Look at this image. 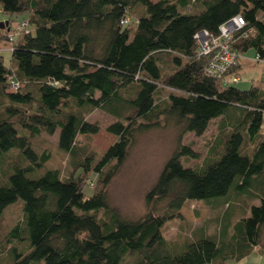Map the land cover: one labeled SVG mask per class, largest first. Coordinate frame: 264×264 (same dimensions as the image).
I'll use <instances>...</instances> for the list:
<instances>
[{
    "label": "trees",
    "instance_id": "obj_1",
    "mask_svg": "<svg viewBox=\"0 0 264 264\" xmlns=\"http://www.w3.org/2000/svg\"><path fill=\"white\" fill-rule=\"evenodd\" d=\"M0 11L25 22L12 39L11 18L0 27V37L13 46L8 64L0 54V215L16 202L22 213L7 232V264H120L128 254L143 264H223L260 245L262 79L239 88L230 81L238 65L221 78L209 73L195 33L217 34L240 14L246 24L232 48L264 57V0H0ZM163 87L169 92L161 100ZM93 109L114 117L107 130L117 137L98 160L78 140L100 129L86 118ZM162 118L180 129L176 149L146 194V213L126 217L110 202L107 186L135 135ZM214 119L218 133L208 156L185 165L184 157L198 152L183 142L184 134L202 135ZM57 131L68 175L47 166L50 151L32 143ZM91 172L101 186L87 196ZM246 188L259 198L248 214L234 223L225 217L218 234L199 228L181 251L168 250L163 227L183 218L187 201L225 200Z\"/></svg>",
    "mask_w": 264,
    "mask_h": 264
},
{
    "label": "rangeland",
    "instance_id": "obj_2",
    "mask_svg": "<svg viewBox=\"0 0 264 264\" xmlns=\"http://www.w3.org/2000/svg\"><path fill=\"white\" fill-rule=\"evenodd\" d=\"M139 11L140 9L138 8L134 12L137 14ZM10 18L11 24H15V26L17 25V21L22 19L18 15H6L0 11V21L7 23ZM13 28L15 29V27ZM10 47L11 44L6 42L3 36H1L0 54L3 55L7 64L11 58ZM253 54V51H249L241 56L238 60L239 72L235 70L236 72L230 74L233 81L238 80L233 83L239 88H249L252 83L257 82V75L254 80L249 79L251 75L249 72H252L253 64L243 67L241 65L242 61L248 59L247 57ZM163 60H167V58L164 57ZM252 62L261 66L260 79H262L261 61L252 58ZM170 66H167L165 63L164 69L167 70ZM168 92L169 90L167 88H161L158 98L164 100ZM86 118L91 122L98 123L100 129L92 135H80L78 140L81 143L80 145L88 153H93L95 159L98 160L117 138L107 130V126L114 120V117L100 109H93ZM218 123L219 119H214L202 135H197L194 132L184 134L183 142L191 145L198 152V156L195 158L184 157L183 162L185 165L197 166L202 164L203 159L208 156L209 146L213 143L215 136H217ZM179 131V127L172 120L162 118L159 126H151L135 135L134 142L129 149L125 162L107 186V194L110 202L122 215L129 218H136L146 213L148 209L146 194L156 183L166 161L176 149V140ZM32 143L39 152L43 150L50 151L51 157L46 162L47 166L58 168L63 175L69 174L71 170L69 156L58 147V131L54 134L42 133L35 136L32 139ZM98 177L99 175L93 172L89 174L88 182L83 187L87 196H91L101 186L98 183ZM225 200L229 202V206L224 204L223 201ZM225 200L211 202L202 200L187 201L182 209L183 218L170 219L163 227L164 236L170 241L168 250L170 252L181 251L184 247L182 241L186 239L188 241L193 231L199 228H205L208 233L218 234L225 221V217L231 223H234L242 215L249 213L252 203H259V198L256 196V190L254 188H246L237 193L230 192ZM226 208H228L229 215L226 213ZM21 214L20 202H16L8 206L3 214L0 215V264H7L9 260L8 254L11 243L6 241L7 232L20 220ZM13 243L16 244L17 242ZM17 246L22 249L25 248V245L19 243ZM259 246L258 252L250 253L242 260L229 258L223 264H264V226ZM120 264H143V262H141L138 256L128 254Z\"/></svg>",
    "mask_w": 264,
    "mask_h": 264
},
{
    "label": "built area",
    "instance_id": "obj_3",
    "mask_svg": "<svg viewBox=\"0 0 264 264\" xmlns=\"http://www.w3.org/2000/svg\"><path fill=\"white\" fill-rule=\"evenodd\" d=\"M23 24H25V22L14 26V31L13 29L9 31L8 35L10 36V39L16 35V29H21ZM245 24L244 18L238 14L223 23L220 26L219 32L217 34L212 33L207 29H202L195 33V39L199 46V56L207 55L209 58L207 65V70L209 73L221 78L227 74L228 70L233 69L235 68V65H238V60L241 56L236 50L232 48L231 43L234 39L233 36L235 32L243 28ZM12 48L13 46L11 44L10 49ZM254 59L261 61L262 63V82L264 85V57L256 55ZM230 81L235 82L238 80L233 81L231 77Z\"/></svg>",
    "mask_w": 264,
    "mask_h": 264
},
{
    "label": "crops",
    "instance_id": "obj_4",
    "mask_svg": "<svg viewBox=\"0 0 264 264\" xmlns=\"http://www.w3.org/2000/svg\"><path fill=\"white\" fill-rule=\"evenodd\" d=\"M254 56L253 55H251V56H249V57H247L248 59H245L244 61H242V67L243 66H245V65H250V64H253V69H252V72H249V73H251V75H250V80H254L255 79V76L257 75V82H255V83H260V78H261V66L259 65V64H255V63H253L252 62V58H253ZM260 248V246H256L255 248H254V250L251 252V253H253V252H258V249ZM246 257V256H245ZM245 257H243L242 259H244ZM242 259H240V260H242Z\"/></svg>",
    "mask_w": 264,
    "mask_h": 264
},
{
    "label": "water",
    "instance_id": "obj_5",
    "mask_svg": "<svg viewBox=\"0 0 264 264\" xmlns=\"http://www.w3.org/2000/svg\"><path fill=\"white\" fill-rule=\"evenodd\" d=\"M4 25H5V23H4V22H2V21H0V27H1V28H3V27H4Z\"/></svg>",
    "mask_w": 264,
    "mask_h": 264
},
{
    "label": "bare ground",
    "instance_id": "obj_6",
    "mask_svg": "<svg viewBox=\"0 0 264 264\" xmlns=\"http://www.w3.org/2000/svg\"><path fill=\"white\" fill-rule=\"evenodd\" d=\"M237 65H235L234 67H236Z\"/></svg>",
    "mask_w": 264,
    "mask_h": 264
}]
</instances>
